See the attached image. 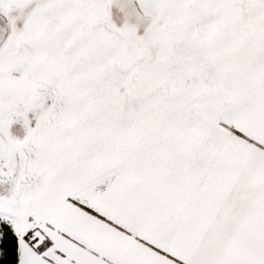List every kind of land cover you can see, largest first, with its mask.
<instances>
[{"label":"snow or ice","instance_id":"1","mask_svg":"<svg viewBox=\"0 0 264 264\" xmlns=\"http://www.w3.org/2000/svg\"><path fill=\"white\" fill-rule=\"evenodd\" d=\"M0 264H264V0H0Z\"/></svg>","mask_w":264,"mask_h":264}]
</instances>
